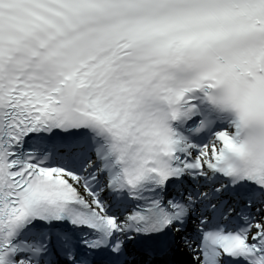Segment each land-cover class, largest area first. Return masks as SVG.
Segmentation results:
<instances>
[{
  "label": "snow or ice",
  "instance_id": "snow-or-ice-1",
  "mask_svg": "<svg viewBox=\"0 0 264 264\" xmlns=\"http://www.w3.org/2000/svg\"><path fill=\"white\" fill-rule=\"evenodd\" d=\"M0 264H264V0H0Z\"/></svg>",
  "mask_w": 264,
  "mask_h": 264
}]
</instances>
